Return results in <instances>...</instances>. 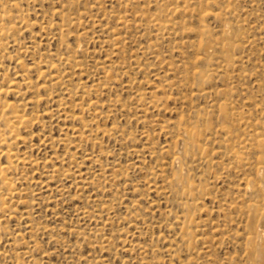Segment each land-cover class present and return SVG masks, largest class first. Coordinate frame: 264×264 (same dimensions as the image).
I'll return each instance as SVG.
<instances>
[{
  "label": "rangeland",
  "instance_id": "374dc122",
  "mask_svg": "<svg viewBox=\"0 0 264 264\" xmlns=\"http://www.w3.org/2000/svg\"><path fill=\"white\" fill-rule=\"evenodd\" d=\"M0 113V264H264V0H0Z\"/></svg>",
  "mask_w": 264,
  "mask_h": 264
},
{
  "label": "bare ground",
  "instance_id": "6f19581e",
  "mask_svg": "<svg viewBox=\"0 0 264 264\" xmlns=\"http://www.w3.org/2000/svg\"><path fill=\"white\" fill-rule=\"evenodd\" d=\"M229 3V2H228ZM185 6V5H184ZM142 10V9H141ZM136 17V16H135ZM141 19H143V18H141ZM152 21V20H151ZM153 21H156L155 19L153 20ZM72 22V21H71ZM159 23L160 22H156V23H154L155 25L157 24V26H160L159 25ZM226 24H227V22H226ZM163 26H164V24H162ZM162 25H161V27H162ZM74 26V25H73ZM165 27V26H164ZM230 31H231V27H229L228 25H223V27H222V29H221V34H222V38H223V40H226L227 41V39H229V35H230ZM4 32V31H3ZM1 34H2V32H1ZM117 38V37H116ZM118 42V41H117ZM207 43H209V46L207 45ZM219 42H217V41H210V42H208V40L207 41H205L204 43H202V44H200V48H201V50H202V53L203 54H206L207 53V49L208 48H213L214 46H216V44H218ZM221 47L222 48H226V47H228V43H221ZM66 55V54H65ZM228 55V54H227ZM68 56H70V55H68ZM230 57V56H229ZM229 57H227L226 55L225 56H222V60H220L219 62H230L232 59L230 58V59H228ZM235 57V56H234ZM67 58V57H66ZM65 58V59H66ZM70 58V57H69ZM67 60V59H66ZM230 60V61H229ZM227 65H228V63H227ZM56 67V66H55ZM58 69V68H57ZM100 69V68H99ZM229 71V70H228ZM109 73H111V72H109ZM107 74V73H106ZM194 75H196V77L197 76H204L203 75V73L201 74L200 72H198V71H196V72H194L193 73ZM227 74V73H226ZM54 77V76H53ZM55 77H57V76H55ZM60 77H62V76H60ZM66 77V76H65ZM198 78H200V77H198ZM208 78V77H207ZM59 79V78H58ZM57 80V79H56ZM60 81V80H59ZM56 82H58V81H56ZM61 83V82H60ZM58 85H59V83H58ZM65 85V84H64ZM206 88V87H205ZM202 90H203V86H202ZM225 101V100H224ZM90 102V101H89ZM159 105V104H158ZM6 106V105H5ZM7 106H9V105H7ZM160 106V105H159ZM94 107H96V106H94ZM5 108H7V107H5ZM9 108H10V106H9ZM8 109V108H7ZM3 110H1V112H2ZM4 111H5V109H4ZM210 112V111H209ZM7 113H5V115H6ZM10 114V113H9ZM202 114V113H201ZM5 115H3V116H5ZM12 115V117L14 116V115H16L15 117H17V115L18 114H16V113H14V115L13 114H11ZM0 116H2V113H0ZM15 117H13V118H11V119H14ZM24 117V116H23ZM18 118V117H17ZM16 118V119H17ZM19 118H20V115H19ZM25 118V117H24ZM5 119V121L7 120L6 118H4ZM4 119H2V117H1V120L2 121H4ZM8 120H9V118H8ZM25 119H20V121H24ZM183 120V119H182ZM20 121H17V122H20ZM26 121H29V119L27 120L26 119ZM195 121V120H194ZM10 122V121H9ZM12 122V121H11ZM8 123V122H7ZM6 123V124H7ZM26 123V122H25ZM24 123V124H25ZM13 125H14V122L12 123ZM11 124V125H12ZM20 124V123H19ZM22 124H23V122H22ZM176 124V123H175ZM192 124V123H191ZM180 125V124H179ZM195 125V124H194ZM175 126V125H174ZM186 127V126H185ZM197 127V126H196ZM202 128V127H201ZM204 128V127H203ZM211 128V127H210ZM207 129V128H206ZM219 129V128H218ZM215 130V129H214ZM198 129L197 130H195V128H190L189 130L188 129H183V133H185L186 135V137L187 138H185V140H189V142L190 143H192V144H194V145H197V143H196V141L198 140L197 139V137H198ZM203 131V130H202ZM209 131V130H208ZM258 131V130H257ZM175 132V131H174ZM180 132H182V130L180 131ZM203 132H205V131H203ZM225 132V131H224ZM224 132H223V134H224ZM245 132V131H244ZM183 133H181L182 135H183ZM199 133H200V130H199ZM203 135V134H202ZM205 135V134H204ZM226 135V134H225ZM229 135H231V134H228L227 136L229 137ZM258 135V134H257ZM261 135V134H260ZM264 135V134H263ZM205 136H207V135H205ZM226 136V137H227ZM183 137V136H182ZM227 137V138H228ZM242 137V136H241ZM255 137V136H254ZM204 138V137H203ZM207 138V137H206ZM202 139V138H201ZM208 139V138H207ZM207 139H205V140H207ZM230 139V138H229ZM245 139V138H244ZM257 139V138H256ZM182 140V139H181ZM204 140V141H205ZM212 140V139H211ZM219 140V139H218ZM228 140V139H227ZM226 141V140H225ZM0 142H3L4 143V140L3 141H0ZM188 143L187 141H184V143ZM198 142V141H197ZM229 142V141H228ZM185 143V144H186ZM256 143H257V145L258 146H262V147H264V140H260V139H258V140H256ZM5 144V143H4ZM183 144V143H182ZM189 145V144H188ZM191 145V144H190ZM189 145V146H190ZM199 145H200V143H199ZM220 145V144H219ZM198 146V145H197ZM185 147V146H184ZM191 147V146H190ZM194 148V147H193ZM197 148V147H196ZM236 148V147H235ZM185 149V148H184ZM190 149V148H189ZM244 149V148H243ZM8 150V152H7V154L8 153H10V149H6L4 152H6ZM193 150V149H192ZM219 150V149H218ZM162 151H164V150H162ZM166 151H167V149H166ZM196 151V150H195ZM199 151H201V150H199ZM173 152V151H172ZM183 152V151H182ZM186 153H187V151H185ZM189 152H191L190 150H189ZM238 152V151H237ZM236 152V153H237ZM1 153H3V151L1 152ZM6 154V155H7ZM179 154V153H178ZM180 154H183V153H180ZM179 154V155H180ZM190 154V153H189ZM239 154V153H238ZM238 154H235V156L236 155H238ZM5 155V154H4ZM188 155V154H187ZM11 156H13V155H11ZM185 157H186V155H184ZM200 156V155H199ZM234 156V157H235ZM7 157H8V155H7ZM89 157V156H88ZM183 157V156H182ZM185 157L183 158V159H185ZM198 157V156H197ZM196 157V158H197ZM220 157V156H219ZM237 157V156H236ZM10 158V157H9ZM8 158V159H9ZM202 158V157H201ZM200 158V159H201ZM218 158V157H217ZM240 158H242V157H240ZM206 159V158H205ZM261 159V160H260ZM259 160V164H261V166H260V168H257L256 169V175L259 177V178H261V179H264V157L262 156L261 158H260ZM22 159H20V161H21ZM172 162H174V161H179V163H180V166H183L182 164H181V158H179V157H172ZM203 160V159H202ZM22 161H25V160H22ZM29 161V160H28ZM195 161V160H194ZM215 161H216V159H215ZM241 161H243V159L241 160ZM8 162H10V161H8ZM13 162V161H12ZM26 162H27V160H26ZM11 163V162H10ZM9 163V165H11ZM21 163V162H20ZM32 163V162H31ZM35 163V162H34ZM219 163V162H218ZM13 164V163H12ZM8 164H6L5 166V168H7L8 166H7ZM26 165V164H25ZM187 165V164H186ZM213 165V164H212ZM32 166V165H31ZM179 166V167H180ZM4 168V166L1 168L0 167V173H2V171L4 170L3 169ZM8 168H10V167H8ZM12 168V167H11ZM6 171H8L7 169H5ZM5 170H4V172H5ZM180 171V170H179ZM3 172V173H4ZM173 172V171H172ZM183 172V171H182ZM205 174V173H204ZM186 176V175H185ZM178 178V177H177ZM206 178V177H205ZM208 178V177H207ZM188 179V178H187ZM213 179V178H212ZM176 180V179H175ZM179 182H181V179L179 180V179H177ZM177 181V182H178ZM204 183H205V181H203ZM202 182V183H203ZM256 182V181H255ZM172 183V182H171ZM209 183V182H208ZM246 183V182H245ZM92 184V183H91ZM187 184V183H186ZM207 184V183H206ZM196 186V185H195ZM188 188V187H187ZM251 189V188H250ZM258 189L260 190V191H262V192H264V182H261V184L258 186ZM188 191H189V189H188ZM190 192V191H189ZM195 196V195H194ZM193 198H195V197H192L191 199H193ZM201 199V198H200ZM187 203V202H186ZM249 203V202H248ZM188 205V204H187ZM192 206V205H191ZM182 207V206H181ZM254 205L253 204H248L247 205V210H248V212H251V211H253L252 209H254ZM184 212V211H183ZM188 212V211H187ZM176 215V214H175ZM186 217V216H185ZM190 217V216H189ZM262 217H264V216H262ZM259 218H261L260 216H259ZM186 219V218H185ZM178 220V219H177ZM194 220V219H193ZM260 220V219H259ZM191 221V220H190ZM189 221V222H190ZM264 221V220H263ZM262 221V222H263ZM187 222V221H186ZM193 222V221H192ZM191 222V223H192ZM257 222H258V220H257ZM256 222V223H257ZM190 223V224H191ZM255 223V224H256ZM181 224H183V223H181ZM185 224V223H184ZM183 224V225H184ZM258 224H259V222H258ZM251 225H253V224H250L249 226V237L246 239V242H245V250H246V253H247V256H250L251 254H254V252H255V250H254V248L256 247V243H255V241H254V239H260L261 237H263L262 235H264V228L263 229H260L258 226H257V224H256V226H251ZM185 226V225H184ZM189 227V226H188ZM180 228V227H179ZM188 229V228H187ZM199 229V228H198ZM189 232V231H188ZM188 232L186 231V233H187V235H188ZM190 233V232H189ZM247 233V232H246ZM184 235H186V234H184ZM181 236H183V235H181ZM183 238V237H182ZM186 238V237H185ZM199 238V237H198ZM184 239V238H183ZM195 239H197V238H195ZM181 241V240H180ZM186 242V241H185ZM259 242V241H258ZM192 244V243H191ZM207 247V246H206ZM258 247V246H257ZM186 248V247H185ZM207 249H210V248H207ZM262 249V248H261ZM259 250H260V248H259ZM204 252V251H203ZM257 252V251H256ZM259 252H261V251H259ZM261 254L262 253H260V255L258 256V257H262L261 256ZM263 255V254H262ZM255 258H257V256H254ZM208 262V261H207ZM248 264H262V263H260V262H257V261H253V262H248Z\"/></svg>",
  "mask_w": 264,
  "mask_h": 264
}]
</instances>
